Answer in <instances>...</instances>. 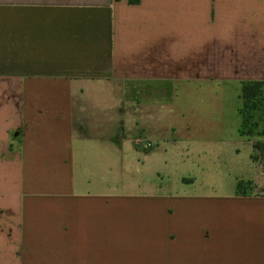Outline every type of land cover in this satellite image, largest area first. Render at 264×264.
I'll return each instance as SVG.
<instances>
[{"label":"crops","instance_id":"obj_1","mask_svg":"<svg viewBox=\"0 0 264 264\" xmlns=\"http://www.w3.org/2000/svg\"><path fill=\"white\" fill-rule=\"evenodd\" d=\"M248 82L264 0H0V264H264V195L150 181L224 144L262 188Z\"/></svg>","mask_w":264,"mask_h":264},{"label":"rangeland","instance_id":"obj_2","mask_svg":"<svg viewBox=\"0 0 264 264\" xmlns=\"http://www.w3.org/2000/svg\"><path fill=\"white\" fill-rule=\"evenodd\" d=\"M242 89L243 86L235 87L232 85L230 87V99L228 103L229 107L232 105L234 106L235 104H240V100H238L236 96L242 93ZM258 100V107L255 109L252 108L253 103H250L249 106H243L242 116L244 123L242 130L245 134L251 136L255 140V145L257 143L261 145L260 149H255V154L251 156V160L264 167V92ZM212 102L216 103L217 105L222 101L216 100L215 102L212 100ZM212 102L207 98L205 88L199 89L196 94L191 96V98H184L181 100L183 108H186L187 106L191 109L197 108V110H205L203 113H206V107L214 106ZM231 121H229L227 116L224 115V122L230 123ZM141 139L142 142H145L147 141L146 139H149V137L144 135L141 137ZM226 140L229 141L228 138H226ZM181 142V144L184 145L183 142L185 141L182 140ZM224 147V144L216 146L215 150H218V154L215 152V159H212V162L206 166L207 169H205L204 172H201V169L195 171V168H192L190 165L185 168L184 165L188 163H184L183 161L178 162L177 160L171 165L174 168L170 173L167 175L166 173H163L159 179L151 176L150 181L155 183L160 181V183L165 184L166 187L172 186L176 190L177 188L180 189L187 187L188 183L184 178H191V180L196 179L195 183L191 186V189L199 190L200 188H205L204 186L208 184L210 187H212V191L217 193L227 192L229 189L231 190L234 188V184L236 182V187L239 182H243L244 184L246 183L244 187L247 195H264L263 184L261 188L260 185H257L254 182L243 181L245 179L243 177L252 175L251 171H248L246 167L240 162L243 158L240 156L239 162L237 163L236 160L229 158L228 155L225 154ZM243 151H245V149ZM253 158H255V160Z\"/></svg>","mask_w":264,"mask_h":264},{"label":"trees","instance_id":"obj_3","mask_svg":"<svg viewBox=\"0 0 264 264\" xmlns=\"http://www.w3.org/2000/svg\"><path fill=\"white\" fill-rule=\"evenodd\" d=\"M263 92H264V82L244 83L242 93H241V98L243 99V106L244 105L249 106L250 103H253L252 104L253 109L258 107V103H259L258 99H260V96L262 95ZM242 109H241V114H243ZM243 121H244V119H243ZM242 133H244L243 130H242ZM260 148H261V145L259 143H257L255 145V149H260ZM253 159L255 160V158H253ZM245 184L243 182L238 183V185H237V194L238 195L247 196V192L245 191V187H244Z\"/></svg>","mask_w":264,"mask_h":264},{"label":"built area","instance_id":"obj_4","mask_svg":"<svg viewBox=\"0 0 264 264\" xmlns=\"http://www.w3.org/2000/svg\"><path fill=\"white\" fill-rule=\"evenodd\" d=\"M153 147V144L152 143H150V142H145L144 143V149L145 150H149V149H151Z\"/></svg>","mask_w":264,"mask_h":264}]
</instances>
